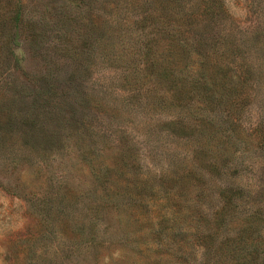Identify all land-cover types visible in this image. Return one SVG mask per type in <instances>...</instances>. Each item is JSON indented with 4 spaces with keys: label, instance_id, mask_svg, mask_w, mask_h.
Wrapping results in <instances>:
<instances>
[{
    "label": "rangeland",
    "instance_id": "obj_1",
    "mask_svg": "<svg viewBox=\"0 0 264 264\" xmlns=\"http://www.w3.org/2000/svg\"><path fill=\"white\" fill-rule=\"evenodd\" d=\"M0 264H264V0H0Z\"/></svg>",
    "mask_w": 264,
    "mask_h": 264
}]
</instances>
